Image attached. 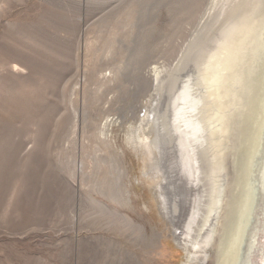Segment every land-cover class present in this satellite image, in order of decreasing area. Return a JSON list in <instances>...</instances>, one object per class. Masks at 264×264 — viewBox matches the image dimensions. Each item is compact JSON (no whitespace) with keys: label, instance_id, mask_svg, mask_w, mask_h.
Returning <instances> with one entry per match:
<instances>
[{"label":"rangeland","instance_id":"1","mask_svg":"<svg viewBox=\"0 0 264 264\" xmlns=\"http://www.w3.org/2000/svg\"><path fill=\"white\" fill-rule=\"evenodd\" d=\"M212 2L0 0V264L212 252L264 147V0Z\"/></svg>","mask_w":264,"mask_h":264},{"label":"bare ground","instance_id":"2","mask_svg":"<svg viewBox=\"0 0 264 264\" xmlns=\"http://www.w3.org/2000/svg\"><path fill=\"white\" fill-rule=\"evenodd\" d=\"M214 4H215V0H213V2L210 5V11L213 9ZM262 7H263V5H262ZM213 11H214V9H213ZM208 18H210V15L206 14L204 19H203V22L199 26H202L205 22H207L206 20H208ZM230 56H232V54L231 55L229 54V57ZM226 64H228V62ZM232 66H233V64H232ZM223 70H224V68H223ZM223 70H222V75L225 73V72L223 73ZM230 72H231V70H230ZM225 78H226V76H225ZM246 82H248L247 79H246ZM249 87H250L249 91L251 92L252 91L251 85ZM228 102H229V100H228ZM229 104H230V102H229ZM247 106L248 105H246V108H247L246 112H248V109H249ZM218 107H219V105H218ZM234 116H235V114H234ZM245 117H246V115H245ZM223 119H225V118H223ZM236 119H237V117L235 118V120ZM151 122H153V123H151V125L148 126V130H150L151 132L153 131V133H155L156 128H155V130L153 129L154 121L151 120ZM242 123H243V125L240 124L242 127L240 128V133L238 136V143H239V140H241V138H242L244 130L246 129L245 128V126H246L245 122L243 121ZM223 124L226 125V123H224V120H223ZM236 124H238V123H236ZM189 126H192V124H190ZM225 128H221L220 129L221 131L218 130L219 132L217 130H215L214 131L215 136L216 135L221 136V134L223 133V130ZM192 129L197 130L198 128L196 127V128H192ZM137 131L141 132L140 135L143 133V120L140 122L139 128ZM139 136L137 135V138ZM222 136H223V134H222ZM156 137H157L156 134H153L152 142L155 144H154V146H152V148L154 151L158 150V147L156 144L157 140L154 139ZM138 139H140V138H138ZM217 140H220V139L217 138ZM217 142L219 143V145L222 146L223 141L221 142V140H220ZM139 144L143 145L142 149H144L146 147L149 148L146 150L147 153L149 152V150L151 152V148L148 146V141L146 139H144V140L142 139L141 141H139ZM263 148L264 147H262L261 155L258 159V163H257L255 169L253 170V167H252V171H249L250 173L253 174L252 177L250 179L246 180V182H245L244 188L246 187V191L244 192V195L247 196L246 197L247 203L246 202L244 203V200H241L243 194H240V192H239L240 189L238 190V188L240 186V184H239L240 178H239V173H238V166H237V163H235L234 164V172H235L234 173L235 174L234 175L235 176L234 177V179H235L234 188L235 189L233 188V186L231 189V185H230V187H227L228 190L227 191L225 190L226 194H225L224 198L221 199L222 197H220L216 203L218 206L215 210V216L213 219L214 223H211V222H210L211 224L207 223L210 226L211 234L213 233L214 238H216V241L215 240L212 241L215 243V245L211 248L212 252L211 253H199V252L198 253H191L188 250V248H186V249H184L186 261H183L182 264H192V261H194V260L196 261V259L195 258L193 259V257H192L195 254L196 255L202 254L203 256H205V260L207 262L206 263L204 261L205 264H264V200H263V198H264V166H262V164H264L263 163V161H264L263 160V157H264V149ZM152 154H153V152H152ZM236 182H237V184H236ZM221 189H223V188H221ZM255 194L257 195L256 197H255ZM126 195H127L126 198H127V202H128L129 201L128 193ZM229 198H231V206H232L230 218H228L229 215H227L228 212H226V211L230 210V206L228 204ZM158 203L161 207L160 209L164 210L165 212L168 211V205L170 203H168V200L166 199V197L164 196V193H162V192H161V195L159 196ZM240 203H241V207H240ZM216 204H215V206H216ZM243 204H245L244 209H243ZM212 209H214V207ZM212 209H210V210L212 211ZM164 215H165V213H164ZM116 216L120 219V221L123 222V224H125V226H128V225L130 226V224H132V220L127 218L126 216L119 214L117 212H116ZM211 234H209V236H211ZM210 239L211 238L209 237V240ZM209 246H211V245H209ZM194 252H195V250H194ZM206 255H207V257H206Z\"/></svg>","mask_w":264,"mask_h":264},{"label":"water","instance_id":"3","mask_svg":"<svg viewBox=\"0 0 264 264\" xmlns=\"http://www.w3.org/2000/svg\"><path fill=\"white\" fill-rule=\"evenodd\" d=\"M186 176V175H185Z\"/></svg>","mask_w":264,"mask_h":264}]
</instances>
